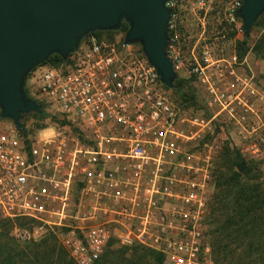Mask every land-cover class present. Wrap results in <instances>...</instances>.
<instances>
[{"label":"built area","instance_id":"2783aa9c","mask_svg":"<svg viewBox=\"0 0 264 264\" xmlns=\"http://www.w3.org/2000/svg\"><path fill=\"white\" fill-rule=\"evenodd\" d=\"M213 1L167 3V57L178 78L201 89L209 116L180 110L140 47L121 35H89L66 64L31 72L27 89L69 130L29 147L0 131V220L50 229L75 264H94L113 245L147 247L163 264H208L203 224L222 145L215 131L226 129L264 176V90L247 58L215 57L203 27L182 50L180 11L205 17ZM242 3L225 6L232 23ZM39 230L15 229V238L30 241Z\"/></svg>","mask_w":264,"mask_h":264},{"label":"water","instance_id":"95a60500","mask_svg":"<svg viewBox=\"0 0 264 264\" xmlns=\"http://www.w3.org/2000/svg\"><path fill=\"white\" fill-rule=\"evenodd\" d=\"M170 1L179 0H0V119L24 130L23 120L40 115L41 105L26 93L29 74L52 55L66 61L88 35L117 32L138 45L160 82L172 90L178 75L167 57ZM264 14V0H243L235 16L243 35ZM246 163L237 166L243 173Z\"/></svg>","mask_w":264,"mask_h":264},{"label":"trees","instance_id":"16d2710c","mask_svg":"<svg viewBox=\"0 0 264 264\" xmlns=\"http://www.w3.org/2000/svg\"><path fill=\"white\" fill-rule=\"evenodd\" d=\"M215 2L216 0L213 1L212 5ZM181 12L184 16L183 8ZM263 17L264 14L259 17L254 26L262 25ZM222 26L219 25L215 29L218 39L222 36ZM126 29L127 26L123 23L121 29L117 32L104 31L90 35L98 39L113 40L117 35L123 37ZM179 30L182 36V50L189 53L196 38L191 39L185 27L179 25ZM240 34L242 37L236 41L235 54L239 60H242L248 51L249 35H243L242 31ZM229 37L234 38V33H229ZM205 42L211 46L210 41ZM253 52H260V55L264 56V36L256 43ZM67 62L57 55H52L41 67H59ZM28 77H31V73ZM193 83L192 79L181 77L174 82L172 90L165 86L164 89L172 92L173 102L177 103L176 105L181 106L183 109L197 108L199 101L194 93ZM26 93L29 94L28 89H26ZM38 103L42 107V113L40 115H30L40 121L49 118L50 115L46 113L44 105L41 102ZM205 113L209 116L207 110ZM26 118L27 116L24 117V120ZM18 133L20 137L24 136L25 138V130H18ZM26 145L29 147V142H26ZM243 163H247V165L244 175H240L235 168ZM212 183L214 192L209 201L206 223L209 226L208 235L210 236L209 243L212 252L211 264H264L263 174L255 163L245 161L236 149L225 146L221 150L218 164L212 171ZM30 222L32 223L34 220L25 218L0 220V264H52L53 261L65 264V257L75 264L63 248L59 254L51 245L50 241L57 240L54 234L38 244L24 246L19 245L10 237L9 234L13 225L17 224V226L22 227ZM108 255L109 251L107 249L101 258ZM101 258L94 264H103ZM130 264H163V256L158 252L137 247L134 248Z\"/></svg>","mask_w":264,"mask_h":264},{"label":"rangeland","instance_id":"374dc122","mask_svg":"<svg viewBox=\"0 0 264 264\" xmlns=\"http://www.w3.org/2000/svg\"><path fill=\"white\" fill-rule=\"evenodd\" d=\"M228 1L230 0H216L214 5H212L213 2L210 3L209 8H208L209 10L205 17H203V14L197 15V17L194 16L191 13V11L188 9V7L185 5L183 7L184 16L182 15L181 11L179 14L178 26L180 25L181 27H185L186 30L189 32L191 39L196 38L197 40L198 37L202 33L201 27L204 28V33L202 37L203 38L206 37L205 41H210L211 43L210 47L212 51H214L213 55L215 54L214 55L215 57H227L231 54H235L236 53V41L240 40L242 37L240 34L242 30L240 29L238 30L236 28V25H241L242 27L241 21L237 19L235 23H232L225 15L224 9ZM262 21H263L262 25L258 24L257 26H253L249 33V40L247 42L248 51L246 55L244 56V58L245 57L247 58V64L249 68H251L253 73L255 74L258 85L264 90V56H261L260 52L258 53L253 52V49L256 43L259 41V39L262 36H264V17ZM219 25H223L222 26L223 29L221 30L222 36L219 37L218 39L215 29ZM231 32L234 33V38L229 37V33ZM29 79L30 78L28 77V85H29ZM193 85L195 87L194 93L196 94L198 101H199V106L197 107L198 109L197 108L183 109L179 105H177V107L182 111H193L195 113L198 112V113L206 114L205 113L206 109L204 108V105H203L204 100H203L202 91L196 84L193 83ZM28 93H29L28 95L31 98L37 101L36 94H34L29 88H28ZM167 93L173 100L174 96L172 92L167 91ZM46 113H48L50 117L44 120H41V121L37 120L34 116H31V115H28L27 118L23 120V124L25 127L24 130L26 131V136L25 138L24 136L22 138L25 140V143L26 142L34 143V142H39L45 139L46 137L50 136L47 134L50 129L52 130L51 135L59 131L69 130L67 128V122L65 120H63L62 118L58 117L55 114H51L50 112H46ZM0 131L8 134L10 138L12 139H17V137H20L18 130H16L14 125L10 121H7V120L0 119ZM70 133L75 134L76 131L74 129H70ZM214 136H217V139L222 142L221 150L225 146H228L231 149H235V148H232L230 144L231 142L230 136L227 133L226 129H224L223 131H221L220 129H217L214 133ZM221 150L218 153L214 161L213 169L218 164V159H219ZM235 170L240 175H244L245 173V170L243 173H240L237 167L235 168ZM213 192H214V187L211 181V186L209 189V201L211 199V195ZM208 207H209V204H208ZM208 207H207V212L204 218L203 228L205 231L206 242L209 246V253L206 256V262L208 264H211L212 252H211V246L209 243L210 236L208 235L209 226L206 224L208 220L207 218ZM39 226L40 224L36 221L32 223L31 222L27 223L26 226H22V227L17 226L16 224L12 226L9 235L10 237H12V239L16 243H19V245L21 246L28 245V244H38L44 239H46L48 236H52L51 234H53V232H51L50 229L44 228V229L39 230ZM15 229L27 230L30 232L39 230V232H38L37 237H35V239L30 240V241L20 242L15 238ZM50 242H51V245L54 246L55 250L58 251L60 254L62 251V247L59 244L58 240H55V241L52 240ZM137 247L151 250L147 247H143L139 245H135L127 249L113 245L110 248H108L109 255L101 258V261L103 262V264H130L131 257L134 254V248H137ZM62 257H63V253H62ZM55 259H56V255H55ZM64 260H65V264H73L69 261L67 257H65ZM52 264H63V263L59 261L58 262L53 261Z\"/></svg>","mask_w":264,"mask_h":264},{"label":"clouds","instance_id":"9594fccd","mask_svg":"<svg viewBox=\"0 0 264 264\" xmlns=\"http://www.w3.org/2000/svg\"><path fill=\"white\" fill-rule=\"evenodd\" d=\"M51 133H52V130L50 129L47 134L48 135H51Z\"/></svg>","mask_w":264,"mask_h":264},{"label":"crops","instance_id":"0c3cea01","mask_svg":"<svg viewBox=\"0 0 264 264\" xmlns=\"http://www.w3.org/2000/svg\"><path fill=\"white\" fill-rule=\"evenodd\" d=\"M212 181V180H211Z\"/></svg>","mask_w":264,"mask_h":264}]
</instances>
